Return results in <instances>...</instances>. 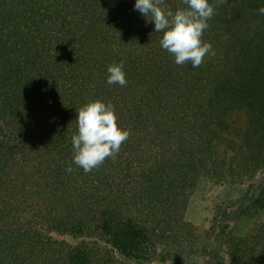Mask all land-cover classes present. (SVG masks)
I'll return each instance as SVG.
<instances>
[{"label":"trees","instance_id":"trees-1","mask_svg":"<svg viewBox=\"0 0 264 264\" xmlns=\"http://www.w3.org/2000/svg\"><path fill=\"white\" fill-rule=\"evenodd\" d=\"M209 2L215 54L193 68L161 48L135 0H0V264L203 260L186 217L200 178L264 173V0ZM120 60L127 84L109 85ZM97 99L130 135L85 173L71 135ZM223 235L227 264H264V220Z\"/></svg>","mask_w":264,"mask_h":264},{"label":"clouds","instance_id":"clouds-1","mask_svg":"<svg viewBox=\"0 0 264 264\" xmlns=\"http://www.w3.org/2000/svg\"><path fill=\"white\" fill-rule=\"evenodd\" d=\"M182 3L186 7L175 11L165 6V0H135L133 7L146 23H154L155 32L162 33L160 46L174 56L177 65L190 62L195 68L206 56L215 54L211 43L202 40L215 9L209 0H182ZM257 12L264 15V6ZM124 63L120 60L108 65L107 84H127ZM75 119L77 130L71 135L72 163L85 173L102 165L107 158L114 159L130 135L129 130L118 125L114 107L99 99L81 106ZM66 171L71 172V166Z\"/></svg>","mask_w":264,"mask_h":264},{"label":"rangeland","instance_id":"rangeland-1","mask_svg":"<svg viewBox=\"0 0 264 264\" xmlns=\"http://www.w3.org/2000/svg\"><path fill=\"white\" fill-rule=\"evenodd\" d=\"M262 188L264 173L242 182L216 181L211 176L200 178L186 212L196 227L198 247L208 251L196 264L228 263L223 234H250L264 220V205L256 198ZM153 264L163 263L155 260Z\"/></svg>","mask_w":264,"mask_h":264}]
</instances>
